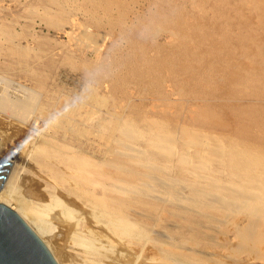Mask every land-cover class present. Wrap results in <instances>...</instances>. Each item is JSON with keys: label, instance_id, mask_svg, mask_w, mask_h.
Instances as JSON below:
<instances>
[{"label": "bare ground", "instance_id": "6f19581e", "mask_svg": "<svg viewBox=\"0 0 264 264\" xmlns=\"http://www.w3.org/2000/svg\"><path fill=\"white\" fill-rule=\"evenodd\" d=\"M48 1L60 4V0ZM89 2L95 4L90 11L92 20L97 21V13L101 12L112 24L123 23L124 7L119 2ZM153 3L154 9L146 16L130 28L122 27L127 41L123 51H116L106 63L104 59L82 63L87 82L80 97L61 101L57 114L40 110L43 124L32 134L26 150H18L24 139L16 144L9 139L7 150H0V202L28 223L58 264H68L64 262L66 258L60 260V255H65L63 249L58 250L60 244H51L56 239H46L44 232L32 224L50 206L56 207L60 218L59 236L74 239L91 254H101L94 240L102 239L135 249L140 255L143 240L148 238L147 224L155 219L154 205L139 194L151 191L150 176L156 170H163L176 160L181 167L203 169L190 180L192 199L199 203L204 196L214 195V214L198 223L189 215L180 220L184 227L180 235L191 244L198 243L200 252L155 242L145 248L150 249V254L148 250L144 252L143 256H148L141 257L138 264H264V0ZM115 7L119 14L113 15ZM157 25L169 30L166 43L151 40L150 31ZM4 34L9 38L14 35L10 29ZM15 48L10 45V53L22 60L28 56L26 49ZM35 76L39 84L40 73ZM165 77L170 78L178 92L201 97V104L189 107L190 116L182 126L175 125L182 113L181 103L170 105L161 90ZM105 80L109 83L108 92H97L96 86ZM130 85L155 95L160 113L150 116L137 104L128 106L121 120L114 119L99 131L102 156L94 160L89 154L93 142L88 137L93 134L89 123L94 113L91 107L110 105L124 109ZM34 92L28 99L24 96L25 100L0 95V112L26 119L38 101L39 94ZM170 107L173 108L168 110ZM77 118L84 121L82 126L75 125ZM12 121L8 126L7 121H0V133L6 142L7 134L12 138L22 128L12 126ZM44 129L50 135L44 134ZM178 138L181 147L176 148ZM191 145L197 147L189 153L187 148ZM208 162L226 166L232 179L217 182L209 174ZM200 177L204 178L202 183L196 181ZM19 188L24 189L28 199L14 194ZM77 208L86 219L77 214ZM179 212L169 209L167 213L177 216ZM139 214L149 222L137 220L135 216Z\"/></svg>", "mask_w": 264, "mask_h": 264}, {"label": "rangeland", "instance_id": "374dc122", "mask_svg": "<svg viewBox=\"0 0 264 264\" xmlns=\"http://www.w3.org/2000/svg\"><path fill=\"white\" fill-rule=\"evenodd\" d=\"M112 1L117 4L119 2L124 7V19L123 23L120 24L121 26L112 24L101 12L97 13V21L92 20L90 11L94 8L93 6L95 4L91 5L89 0H60L59 5L48 0H0V95L8 97L10 100H14L15 96L16 98L25 100L34 94V91H37V95L39 94L37 96L38 101L36 100L37 104L31 107L32 109L30 108L26 119L18 120V118L14 117L15 115L13 113L8 115L5 112H0V121H7V126L9 125V121L13 120L11 122L13 123L11 124L12 126L16 125L19 126V128L22 127L20 128L21 133L18 132V134L12 136V138H9V134H7L8 137L6 140L8 142L4 141L5 136L3 137L2 133H0V150H7L9 144L19 143L23 139V144L18 150H26L32 142V134L36 132V128L39 127L38 125L43 124L41 121L42 117L38 114L40 110L43 108L50 111V114H57V112H60L61 101L68 100L69 98L76 99L82 94L87 82L86 71L81 67L82 63L93 64L101 59H104L106 63L116 51H123L127 46V41L125 38L126 34L124 33L125 29L122 32V27L130 28L138 19L146 16L147 13L154 9V0ZM61 9L62 12H60ZM46 10L50 11L49 14L44 13ZM112 13L113 15L119 14L118 7H115ZM9 29L14 34L11 38H9V36H4V31H9ZM150 32L151 40L159 44L166 43L170 38L169 30L161 25H157L156 28ZM10 45L16 47L15 49H26L25 51L28 52V56L22 60V57H18L17 54L10 53ZM35 73H40L41 82L39 84ZM163 82L161 90L165 92L168 102L171 103L170 105H172V103L173 105L178 102L181 103L182 113L177 122H175V125L182 126L181 124H184L185 120L190 116L189 109L202 103L201 97L194 94L184 95L178 92V90L173 88L169 77H165ZM108 85L109 83L107 80L102 81L100 85L96 86L97 92L103 94L107 93ZM127 90L130 92L128 98L124 100V102L126 101L124 105L127 103L128 105H126L124 109L121 107L112 108L110 105L91 107V111H94V113L89 123L93 127V134H90L88 137L90 141L93 142L90 143V148L92 149L89 150V154L94 160H98L102 156L100 151L103 150V144L99 139V131L102 130L105 125L107 126L115 121L114 119L121 120L128 110V106L137 104L144 113L150 116H156L160 113L159 111L161 109L158 105L160 102L156 99L155 95H151L148 90H145V88L138 89L135 85L128 86ZM117 95L119 96V93H117ZM172 108L173 107H170L168 110ZM36 116H38L37 120L35 119ZM82 123H84L83 120L78 118L75 119V125L78 124V126H82ZM23 128L25 131H23ZM22 132H24V135ZM50 133L49 130H45L44 134L50 135ZM59 134L52 135L56 138H61ZM9 139H11V141ZM113 139L111 143H114ZM180 141L181 139L178 138L177 142L179 143L175 145L176 148L181 147ZM140 142L139 147H142L143 142ZM196 147L195 145H191L187 148V151L191 153ZM13 149H15V147H13ZM1 154L2 152H0V155ZM201 154L203 155L205 153L202 152ZM208 166V169H210L208 171H211L209 174L214 176L217 182L226 183L233 177L229 169L222 164L215 165V162H208ZM201 170L203 171V169ZM202 171L181 167L179 162L175 160V163L172 161L167 167L163 168V170H156V172L150 176L152 179L150 186L151 191L140 192L139 195L154 205L152 217L153 220H155L152 221L151 224H147L146 231L148 232V238L143 240L144 250L140 254L141 256L138 255L139 252L135 249L125 248L115 242L111 244L102 239L94 240V245L100 247L98 251H101V254L95 255L92 253V255L87 248H84L82 245L78 244V242L75 243L74 239L59 236L62 225H60V218L56 215L55 211L57 209L55 206L43 209L38 218L33 220L32 224L44 232L46 239H56L55 243L51 242L53 240L50 242L56 245L57 241V243L60 244L62 248L60 247L58 250L61 252V249H63L62 252L65 254L63 257L66 256L63 258L62 255H60L62 257L59 256L60 260L66 258V261H63L68 264H138L145 255L148 256L150 254V249L148 248V255L144 254L143 256V253L147 252L145 248L151 247L155 242L175 245L178 250L186 247L188 251L195 252V250H197L195 253H198L201 249L199 244H191L187 239H185L186 241L184 240V235H180L184 228L180 220L189 215L195 218L198 223L200 219L214 214L213 211L216 206L214 195L204 196V201L202 200L199 203L194 202L192 199L193 187L190 180H193L196 174L198 175L202 173ZM196 181L202 183L204 178L200 177V179ZM21 189L22 188L17 189L18 191L14 194L20 193L18 197L24 196L27 198L28 195L25 194L24 189ZM131 193L134 192L132 191ZM61 200H63L62 197ZM11 205L14 206L15 202L11 201ZM169 209H178L180 212L177 216H170L167 213ZM192 210L193 212H191ZM77 214L82 216L83 220L86 219L80 208H77ZM135 218L137 220L143 219L148 221L147 217L145 218L143 215L140 216V214L136 215ZM157 220L158 222H156ZM41 225H44V229ZM103 232L107 234L106 231ZM59 244H57L58 247ZM52 246L54 248L53 250H57L54 245ZM186 248L184 249L186 250ZM123 254L125 255L124 257ZM135 257L138 259H135ZM133 260H135V262Z\"/></svg>", "mask_w": 264, "mask_h": 264}, {"label": "water", "instance_id": "95a60500", "mask_svg": "<svg viewBox=\"0 0 264 264\" xmlns=\"http://www.w3.org/2000/svg\"><path fill=\"white\" fill-rule=\"evenodd\" d=\"M27 224L0 202V264H58Z\"/></svg>", "mask_w": 264, "mask_h": 264}]
</instances>
